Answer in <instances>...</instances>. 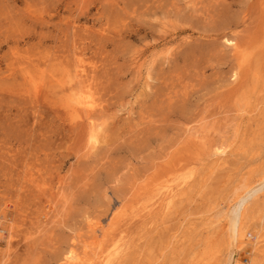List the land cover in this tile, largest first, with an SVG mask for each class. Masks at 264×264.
Here are the masks:
<instances>
[{
    "label": "rangeland",
    "instance_id": "1",
    "mask_svg": "<svg viewBox=\"0 0 264 264\" xmlns=\"http://www.w3.org/2000/svg\"><path fill=\"white\" fill-rule=\"evenodd\" d=\"M80 65L107 123L95 146L68 90ZM258 188L238 264H264V0H0V264L84 245L89 264H226Z\"/></svg>",
    "mask_w": 264,
    "mask_h": 264
},
{
    "label": "bare ground",
    "instance_id": "2",
    "mask_svg": "<svg viewBox=\"0 0 264 264\" xmlns=\"http://www.w3.org/2000/svg\"><path fill=\"white\" fill-rule=\"evenodd\" d=\"M228 37L229 36H227L226 38H228ZM234 50L236 51V49H234ZM241 50H242V48H241ZM73 64H75V63H73ZM73 64H72V66H73ZM80 66H81V68L73 71L72 74H69V73L67 74L68 82L69 83L73 82V84L68 88V90L71 91L72 110L77 116L85 117L86 120L88 121V123H87L88 124V136H89L88 141L91 145L95 146L96 144L101 143V140L103 139L102 133H103V130H104L105 125L107 123H106V120L100 121L99 115L97 116V114H96V113H98L97 110L101 106L102 102L100 101L99 97H98L99 99L96 98V95H98L99 92H98V89L96 88V86L92 85L93 77H95V76H93V75H92L93 77L89 76L88 75L89 72L82 65H80ZM91 73H92V71H91ZM94 80H96V79H94ZM54 81H56V80H54ZM42 86H41V88H42ZM64 87H65V85H64ZM60 88H62V87H60ZM62 91H65V90H62ZM37 92H39V89ZM101 118H102V116H101ZM215 149H217L215 152V155H218L219 158L226 154V152L224 151L223 148L218 149L216 147ZM219 160L220 159H218V161ZM191 176H192L191 173L186 172L185 174H183L179 178V181H177L175 183V186H174L173 183H171V182H172V180L177 178L175 175V177H172L169 179V181H171V182L167 181L163 185L161 184L162 186H160L159 190L164 189V192H163L164 198L169 200V199L174 197V194L177 191V187H179V185L186 184L187 181L191 178ZM261 190H262V188L255 189L250 194L248 193L250 191V189L245 190V192H243V194H241L237 198L236 202H239V206H238L236 212H234L229 217V220H228V222H229L228 228H229V234H230L229 239H230V244H231V247L233 250H232L231 257L228 259L226 264H238V262L240 260V256L242 254L241 250L244 247H246L248 244L250 246H252V249H253V246L257 245V243L259 242L260 238H258L256 236H254V238L252 239L253 241L251 240L250 243L249 242L247 243L246 240H243V236H242L243 223L242 222H243L244 215L247 213L246 210L248 209L247 208L248 204H250V202H252L256 198H258ZM169 202H170V200H169ZM172 202L173 201H171V203ZM124 215L126 216L125 209H123V207H121L119 209H115L113 214H112V217H110L111 219L109 222H107L106 224H103V222L102 223L100 222L98 224V231L100 232V235L105 237L111 231L116 229L118 224L121 223L123 221V219L125 218ZM262 217H264V213H263V216L262 215L260 216L261 219H262ZM3 218L5 221L6 220V214H3ZM37 227L39 228V226H37ZM11 229H12V227L10 225H7V224L4 225V222L1 221L0 222V238L3 237L4 239L6 238V240L8 238V240H9L10 237L12 236L11 232H13ZM36 230L38 232V229H36ZM117 248L118 247H115L114 251H116ZM95 251H97V250H95ZM112 253H113V251L110 254H108L106 257H103V259H102V257H98V260H99V262L97 261L98 264H109L112 261ZM97 256H98L97 252H94L93 249L88 248L86 245H84L80 248V250L78 252H77V250H76V252L71 250L70 254L66 257V259H67L66 264H89L92 260L96 259Z\"/></svg>",
    "mask_w": 264,
    "mask_h": 264
}]
</instances>
